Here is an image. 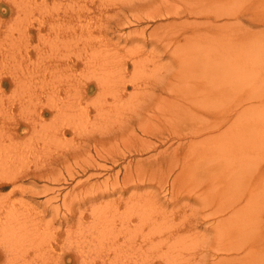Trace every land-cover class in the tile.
<instances>
[{
    "label": "rangeland",
    "instance_id": "obj_1",
    "mask_svg": "<svg viewBox=\"0 0 264 264\" xmlns=\"http://www.w3.org/2000/svg\"><path fill=\"white\" fill-rule=\"evenodd\" d=\"M26 1L0 0V48L27 52L0 54V153L46 177L0 187V223L34 225L0 264H264V142L240 131L264 108L236 116L264 96V0Z\"/></svg>",
    "mask_w": 264,
    "mask_h": 264
},
{
    "label": "bare ground",
    "instance_id": "obj_2",
    "mask_svg": "<svg viewBox=\"0 0 264 264\" xmlns=\"http://www.w3.org/2000/svg\"><path fill=\"white\" fill-rule=\"evenodd\" d=\"M28 1V0H27ZM26 1V2H27ZM166 1V0H165ZM26 2H25V4H26ZM56 2V1H55ZM131 2V1H130ZM22 3H24V2H22ZM170 3V2H169ZM160 3H158V5H159ZM24 5V4H23ZM27 5V4H26ZM156 5V4H155ZM86 6V5H85ZM154 6V5H153ZM18 7V6H17ZM31 7V6H30ZM46 7V6H45ZM152 7V6H151ZM32 8V7H31ZM30 8V9H31ZM52 8H53V6H52ZM78 8V7H77ZM86 8V7H85ZM169 8V7H168ZM20 9V8H19ZM33 9V8H32ZM72 9H74V7L72 8ZM80 9V8H79ZM87 9H88V6H87ZM151 9V8H150ZM149 9V10H150ZM152 9H153V7H152ZM160 9V8H159ZM44 10V9H43ZM146 10V9H145ZM166 10V9H165ZM32 11V10H31ZM39 11H42V10H39ZM75 11H76V9H75ZM81 11H82V9H81ZM89 11V10H88ZM159 11V10H158ZM167 11V10H166ZM166 11H165V13H166ZM169 11V10H168ZM24 13V12H23ZM41 13V12H40ZM86 13V12H85ZM162 12H160V14H161ZM27 14V13H26ZM153 14H154V12H153ZM174 14V13H173ZM195 15V14H194ZM202 15H204V14H199L198 16H202ZM160 15H159V13H157V14H155V15H152V14H150L147 18H149V19H154V18H156V17H159ZM217 16H219V15H216V17ZM21 17V16H20ZM20 17H18L19 19H20ZM165 17V16H164ZM28 18V17H27ZM259 18V19H258ZM257 19L258 20H262V21H264V16H259ZM261 18V19H260ZM15 19V18H14ZM13 19V20H14ZM33 19V18H32ZM31 19V20H32ZM252 19V18H251ZM27 20V19H26ZM25 20V21H26ZM40 20V19H39ZM253 20V19H252ZM43 21V20H42ZM15 22V21H14ZM40 22V21H39ZM16 23H18V21L16 22ZM23 23V22H22ZM43 23V22H42ZM12 24V23H11ZM21 24V23H20ZM107 24V23H106ZM23 25V24H22ZM126 25V24H125ZM129 25V24H128ZM52 26V25H51ZM69 26V25H68ZM173 26V25H172ZM18 27V26H17ZM81 27V26H80ZM87 27V26H86ZM51 28V27H50ZM14 29V28H13ZM19 29V28H18ZM87 29V28H86ZM7 30V29H6ZM79 30V29H78ZM81 30V29H80ZM39 31V30H38ZM88 31V30H87ZM10 32H12V31H10ZM80 32V31H79ZM24 33V32H23ZM13 34V33H12ZM21 34V33H20ZM129 35V34H128ZM13 36V35H12ZM76 36H77V34H76ZM161 36V35H160ZM19 37V36H18ZM23 37V36H22ZM24 38H26V37H24ZM23 38V39H24ZM168 38V37H167ZM8 39V38H7ZM18 39V38H17ZM22 39V38H21ZM27 39V38H26ZM51 39V38H50ZM25 40V39H24ZM52 40V39H51ZM7 41V40H6ZM138 41V40H137ZM5 42V41H4ZM63 42V41H62ZM165 42V41H164ZM168 42V41H167ZM5 43H7V42H5ZM29 43V42H28ZM50 43V42H49ZM92 43V42H91ZM108 43V42H107ZM137 43V42H136ZM169 44V43H168ZM3 45H5V44H3ZM11 45V44H10ZM14 45H16V44H14ZM12 47V46H11ZM59 48V47H58ZM4 49H6V46L3 48H0V54H1V57L3 58V63H4V65L7 63V62H10L11 60H9L10 58H15L16 57V55H17V53L18 52H20V54H24V52H25V50L24 51H22L21 50V48H19L18 46H15L14 47V50L12 51V49H10V48H8V50H4ZM27 49V48H26ZM100 50V49H99ZM151 50V49H150ZM87 51V50H86ZM113 51V50H112ZM181 51V50H180ZM188 51V50H187ZM155 52V51H154ZM25 53H27V52H25ZM74 53V52H73ZM99 53V52H98ZM59 54V53H58ZM38 55V54H37ZM36 55V56H37ZM95 55V54H94ZM118 55V54H117ZM39 56V55H38ZM99 56H100V54H99ZM20 58H21V56H19ZM23 57V56H22ZM98 57V56H97ZM142 58V57H141ZM22 59V58H21ZM24 59H28L26 56L24 57ZM106 59V58H105ZM138 59V58H137ZM18 61L20 60V59H17ZM33 60V59H32ZM16 61V60H15ZM14 61V62H15ZM23 61V60H22ZM27 61H29V60H27ZM111 61V60H110ZM12 62V61H11ZM17 62V61H16ZM31 62V61H30ZM133 62V61H132ZM19 63H20V61H19ZM28 63V62H27ZM138 63V62H137ZM10 64H12V63H10ZM135 64V63H134ZM140 64V63H139ZM186 64V63H185ZM7 65V64H6ZM34 65V64H33ZM107 65V64H106ZM136 65V64H135ZM134 65V66H135ZM10 66V65H9ZM12 66V65H11ZM108 66V65H107ZM5 67H8V66H5ZM16 68H17V66H15ZM19 67V66H18ZM22 67V66H21ZM26 67L27 68H25V69H30V68H32L31 66L29 67L27 64H26ZM29 67V68H28ZM39 67V66H38ZM34 68H36L35 66H34ZM104 68V67H103ZM106 68V67H105ZM122 68V67H121ZM19 69V68H18ZM43 69V68H42ZM110 69V68H109ZM119 69V68H118ZM40 70V69H39ZM117 70V69H116ZM24 71V70H23ZM28 71V70H27ZM35 71V70H34ZM53 71V70H52ZM115 71V70H114ZM5 72V71H4ZM3 72V73H4ZM17 71H15V73H16ZM13 73V72H12ZM12 73H10V74H12ZM43 73V72H42ZM107 73H108V70H107ZM27 75L29 74V72H27L26 73ZM80 74V73H79ZM117 74V73H116ZM122 74V73H121ZM120 74V75H121ZM43 75V74H42ZM11 76V75H10ZM15 76V75H14ZM18 76V75H17ZM21 76V75H20ZM110 76V75H109ZM27 77V76H26ZM108 77V76H107ZM11 78H13L12 76H11ZM125 78V77H124ZM33 79V78H32ZM13 80V79H12ZM108 80H109V78H108ZM48 83V82H47ZM114 84V83H113ZM102 85V84H101ZM54 89V88H53ZM75 89V88H74ZM80 91V90H79ZM103 92V91H102ZM104 93V92H103ZM11 95V94H10ZM101 96H102V93H101ZM51 97V96H50ZM103 97V96H102ZM32 98H33V96H32ZM36 99V98H35ZM135 99V98H134ZM182 100V99H181ZM241 101L239 102L240 103V107H241V105H243V104H245V103H250V104H248V105H244V107L243 108H241V110H239L238 111V113L240 114V116L238 115V113L236 114V116L237 117H239V118H241L242 119V122H239V125H241L242 123H243V121H244V119H245V112H248V111H251V110H253V109H256V108H264V96H254V95H252V94H249V93H246L245 95H244V97H241V99H240ZM38 101V100H37ZM252 102H261L260 104H258V103H256V104H253ZM46 103V102H45ZM51 103V102H50ZM49 103V104H50ZM252 103V104H251ZM29 104V103H28ZM55 104V103H54ZM52 105V104H51ZM134 105V104H133ZM239 105V104H238ZM57 106V104H55L54 106H47L48 107V109H49V111H52L53 112V110H56V107ZM83 106V105H82ZM162 106V105H161ZM33 112V111H32ZM63 112H64V110H63ZM171 112V111H170ZM54 113V112H53ZM59 113V112H58ZM62 114V113H61ZM68 114H70V113H68ZM31 115V116H30ZM29 116H30V118L31 117H33V114H30ZM65 115V114H64ZM72 115V114H71ZM53 117V116H52ZM127 117V116H126ZM29 118V117H28ZM223 118V117H222ZM227 118V117H226ZM41 119V118H40ZM39 119V120H40ZM66 119V118H65ZM69 119V118H68ZM235 119H237L236 117H235ZM52 120V119H51ZM67 120V119H66ZM222 120V119H221ZM238 120V119H237ZM31 121H32V119H31ZM239 121V120H238ZM241 121V120H240ZM40 122H41V120H40ZM43 122V121H42ZM51 122V121H50ZM49 122V123H50ZM82 122V121H81ZM39 123V122H38ZM48 123V122H47ZM53 123V122H52ZM94 123V122H93ZM235 123H237V121H235ZM46 124V123H45ZM78 124V123H77ZM40 125H42V124H40ZM54 125V124H53ZM52 125V126H53ZM145 125H146V123H145ZM44 126V125H43ZM49 126V125H48ZM62 126V125H61ZM68 126V125H67ZM85 126V125H84ZM236 126V125H235ZM40 127V126H39ZM42 127V126H41ZM48 128V127H47ZM46 128V129H47ZM49 128H51L50 126H49ZM67 128H69V127H67ZM145 128V127H144ZM244 128V127H243ZM36 131V130H35ZM44 131V130H43ZM195 131V130H194ZM203 131V130H202ZM202 131H200V132H202ZM240 131H243V132H245L246 133V136H247V139H249V140H252V141H261V142H264V131H259V132H253V131H249V130H243L242 128H240ZM41 133V132H40ZM38 134V132L37 133H35V138H37L38 137V135L40 136L41 134ZM192 133V132H191ZM190 133V134H191ZM195 133V132H194ZM194 133H192L193 135H194ZM4 134V133H3ZM38 134V135H37ZM187 134V133H186ZM197 134H198V132H197ZM197 134H195L196 136H197ZM219 134V133H218ZM222 134V133H221ZM225 134V133H224ZM188 135V134H187ZM194 135V136H195ZM200 135V134H199ZM202 135V134H201ZM251 135H253V137H251ZM0 136H1V134H0ZM50 136V135H49ZM122 136V135H121ZM177 136H178V134H177ZM180 136V135H179ZM186 136V135H185ZM189 136V135H188ZM9 137V136H8ZM8 137H6V138H8ZM53 137V136H52ZM182 137V136H181ZM198 137V136H197ZM3 138V137H2ZM31 138L33 139V137L31 136ZM42 138H44V137H42ZM96 138V137H95ZM183 138V137H182ZM47 138H45V140H46ZM54 139V138H53ZM165 139V138H164ZM3 140V139H2ZM24 140V139H23ZM141 140H143V139H141ZM147 140V139H146ZM146 140H144V142H146V145L148 144V145H152V143H150L151 141H146ZM163 139L161 138V141H162ZM184 140V139H183ZM201 140V139H200ZM28 141H29V139H28ZM32 141V140H31ZM39 141V140H38ZM37 141V143H35V141L32 143V142H30L29 141V143L30 144H25V145H22V147H19L20 149H25V148H27L28 149V147H30V146H32L33 147V149H35V147L37 146V144L39 143ZM42 141V140H41ZM47 141V140H46ZM164 141V140H163ZM4 142V141H3ZM20 142V141H19ZM43 142V141H42ZM48 142V141H47ZM88 142V141H87ZM143 142V141H142ZM44 143V142H43ZM141 143V142H140ZM45 144V143H44ZM181 144V143H180ZM182 144H183V142H182ZM10 146H11V144H9ZM142 145V144H141ZM155 144H153V146H154ZM2 146V145H1ZM3 147V146H2ZM148 147H150V146H148ZM3 149V148H2ZM26 149V150H27ZM39 149V148H38ZM50 149V148H49ZM6 150H7V147H6ZM10 150V149H9ZM41 150V149H40ZM44 150V149H43ZM11 152H12V150H10ZM17 151V150H16ZM25 150H23V152H24ZM39 151V150H38ZM2 153H4L5 152V148H4V152L3 151H1ZM11 152H9L10 153V155L8 154H6V155H4L3 156V154L2 153H0V158H2L3 159V161H2V164H0V167H4V166H2L3 165V163H5L6 162V160H9V162L10 163H12V166H14V165H16L17 163L15 162L17 159H19V158H17V157H14V154H15V156H16V153L17 152H15V153H13V156L11 155ZM21 152V150H19V152L18 153H20ZM27 152V151H26ZM29 152V151H28ZM37 152V151H36ZM6 153V152H5ZM38 153V152H37ZM44 153V152H43ZM22 155V154H21ZM38 155H40L39 153H38ZM3 156V157H2ZM8 156H12L11 158L10 157H8ZM17 156H18V154H17ZM25 156H26V154H25ZM27 156H30V154L28 153V155ZM37 156V155H36ZM98 156H100V155H98ZM23 157H24V155H23ZM7 158H10V159H7ZM35 158V157H34ZM36 158H38V157H36ZM1 159V160H2ZM20 161H21V159H20ZM56 161V160H55ZM8 162V164H10ZM1 163V162H0ZM7 163V162H6ZM6 163H5V165H6ZM21 163V162H20ZM23 163V162H22ZM25 165V164H24ZM52 165V164H51ZM7 167H9L10 168V170L12 171V172H10V178H8V179H6L5 177H0L1 179L0 180H2V178L4 179V180H2V181H0V187H4L6 184H9V183H13V182H15V181H17V180H19L20 178H23V177H26V176H31V178L32 177H37V178H42V177H46V176H44L43 175V173H35L34 171H32V172H27V171H29V169H26V170H24V168L23 169H21L22 167H18V166H15L16 168H13V170H12V166L11 165H6ZM23 166V165H22ZM29 166V165H28ZM90 166V165H89ZM30 167V166H29ZM28 167V168H29ZM6 167H4L3 169H5ZM8 168V169H9ZM37 168V167H36ZM1 171V170H0ZM41 171V170H40ZM3 172V171H2ZM53 172V171H52ZM1 173V172H0ZM11 173H13V174H11ZM47 174V173H46ZM51 174V173H50ZM127 174V173H126ZM0 175H2V173L0 174ZM48 175H49V173H48ZM165 175V174H164ZM52 176V175H51ZM48 177V176H47ZM166 177H168L167 175H166ZM49 178V177H48ZM48 178H46V179H48ZM58 178V177H57ZM51 179V178H50ZM54 179H55V177H54ZM52 180V181H57L58 182V179H55V180ZM14 187H15V184H14ZM13 186H12V188H14ZM18 187V186H17ZM47 187V186H46ZM135 187V186H134ZM163 187V186H162ZM22 188V187H21ZM24 188V187H23ZM22 188V189H23ZM43 188H45L44 186H43ZM20 189V188H19ZM21 189V190H22ZM48 189V188H47ZM46 189V190H47ZM43 190H45V189H43ZM42 191V192H39V193H43V192H47V191ZM50 190H52V189H49V191ZM53 191V190H52ZM37 193V192H36ZM33 194V193H32ZM142 195V194H141ZM252 193H250L249 194V197H248V201H247V203H249L250 204V202H251V200H252ZM241 196V195H240ZM55 198V197H54ZM52 199V198H51ZM244 199V198H243ZM48 201V200H47ZM47 201H46V203H47ZM21 205V204H20ZM29 205V204H28ZM27 205V206H28ZM239 205V204H238ZM234 206V205H233ZM76 207V206H75ZM229 208H231V207H229ZM234 208V207H233ZM236 208V207H235ZM246 208V207H245ZM228 209V208H227ZM9 210V209H8ZM16 210V209H15ZM18 210V209H17ZM19 212H20V210H19ZM22 212V211H21ZM94 212V211H93ZM23 213V212H22ZM10 214V216H11V213H9ZM8 214V215H9ZM35 215V214H34ZM95 215H97V214H95ZM10 216L8 217V219L10 220ZM27 216V215H26ZM11 218H12V216H11ZM7 219V218H6ZM7 219V220H8ZM22 220V219H21ZM20 220V221H21ZM23 220H25V219H23ZM36 221V220H35ZM5 222L6 221H4V224H2V223H0V232H1V234L2 233H6V232H17V233H19V230H20V233H23V235L25 234L26 236H27V232L26 231H23L24 229H25V227L23 226V224H25V223H23V224H21L19 221V225L16 223V224H14V223H12V220H11V224L10 223H8V222H6V223H8V224H10V225H8V224H5ZM32 223V222H31ZM31 223H26L28 226H27V228H29V229H31V227L30 226H33L34 227V225H32ZM34 224H35V222H33ZM22 226L24 227V229L23 230H21L22 229ZM135 226V225H134ZM33 227H32V229H33ZM25 232V233H24ZM27 233V234H26ZM97 233V232H96ZM134 233V232H133ZM142 233V232H141ZM23 235L21 234V235H18V238L20 239L21 238V236H22V238H23ZM94 235V234H93ZM122 235V234H121ZM135 235V234H134ZM3 236H4V234H3ZM20 236V237H19ZM25 236V237H26ZM30 236V235H29ZM99 236V235H98ZM97 236V237H98ZM5 237V236H4ZM17 237V236H16ZM25 237H24V239H25ZM38 237V236H37ZM131 238V237H130ZM30 239V238H29ZM97 239V238H96ZM6 242H8V241H6ZM89 242V241H88ZM97 242L99 243V245L101 244V245H103L104 243H103V240H101V239H97ZM22 243V242H21ZM10 246H11V244H10ZM35 246V245H34ZM8 248H10L9 246H8ZM15 248V247H14ZM11 249H13V248H11ZM222 249V248H221ZM220 249V250H221ZM97 255V254H96Z\"/></svg>",
    "mask_w": 264,
    "mask_h": 264
}]
</instances>
